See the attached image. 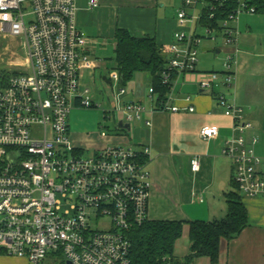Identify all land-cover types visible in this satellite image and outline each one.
<instances>
[{"label":"built area","instance_id":"2783aa9c","mask_svg":"<svg viewBox=\"0 0 264 264\" xmlns=\"http://www.w3.org/2000/svg\"><path fill=\"white\" fill-rule=\"evenodd\" d=\"M256 1L181 0L162 72L170 91L159 110L195 112L190 98L185 108L171 105L175 76L195 72L200 45L215 41L216 33L230 51L223 72L207 74L201 89L234 85L235 25L243 15H256ZM98 3L90 0V8ZM77 11L76 0H0V249L29 264H45L51 255L65 264H131L130 231L149 220L151 149L138 150L120 136L118 144L88 157L72 141V111L100 107L81 84L88 39ZM111 80L116 91L109 113L123 124L141 120L144 107L122 102L126 90L119 88V74ZM217 101L233 120L223 155L235 166L234 182L244 198L264 199V156L255 151L260 140L246 136L253 124L224 94ZM218 135L213 126L200 132L204 141ZM200 167V159L193 158L192 171Z\"/></svg>","mask_w":264,"mask_h":264},{"label":"crops","instance_id":"0c3cea01","mask_svg":"<svg viewBox=\"0 0 264 264\" xmlns=\"http://www.w3.org/2000/svg\"><path fill=\"white\" fill-rule=\"evenodd\" d=\"M89 3L90 0H76L77 22L88 39L86 54L89 59L83 63L81 84L91 91L90 88L96 85L97 72L110 70L108 76L100 78L114 94L116 89L111 76L118 73L114 70L116 32L126 30L137 38L147 36L155 39L167 56L173 34L178 28L177 15L162 19L159 9L164 8V4L161 0H99L98 7L94 9L90 8ZM181 6L182 2L177 12ZM245 17L251 19L243 23L244 26L240 22L235 25L239 31V53L235 67L236 80L231 88L201 89L200 84L207 74L223 72L219 56L224 51L226 54L230 51L227 47V50H213L206 45L201 49L202 44L195 72L176 75L171 92V105L185 108L190 103L195 108L194 113L159 110V96L155 92L150 93L152 77L147 73H137L125 86L121 84L119 76V88L126 90L120 98L122 102L137 103L144 107L145 113L141 120L124 123L130 125V131L120 128L122 119L114 116L116 135L100 136L102 142H97L101 144L88 149H95L94 154L119 143L122 136L133 142L130 138L133 130L137 136L136 149L150 147L148 169L153 187L149 199V221L184 222L183 236L175 247L178 258H184L190 250L188 223L225 218L228 212L227 195L235 190V166L223 155L226 142L233 134V120L225 115V110L218 104V94H224L230 103L244 110L245 119L254 127L246 136L259 138L255 151L259 156H264V15ZM112 54L114 58L109 57ZM95 94V91L93 95L91 93L93 99ZM187 98H190L189 103L186 102ZM98 106L91 108L92 111L102 109L101 105ZM108 113L105 114L106 119ZM71 116L73 122V114ZM146 121H150L152 126L147 127ZM207 126L218 128L219 135L204 141L200 132ZM72 141L83 149L82 140ZM195 157L201 163L198 172L191 169V160ZM243 202L249 213L248 227L231 241L222 242L218 264H264V199L244 198ZM0 264L29 262L4 253L0 255ZM195 264L212 263L209 258L201 257Z\"/></svg>","mask_w":264,"mask_h":264},{"label":"trees","instance_id":"16d2710c","mask_svg":"<svg viewBox=\"0 0 264 264\" xmlns=\"http://www.w3.org/2000/svg\"><path fill=\"white\" fill-rule=\"evenodd\" d=\"M256 7V14L264 15V0H257ZM115 40L114 70L119 73L121 84L125 86L137 73H147L152 77L158 102L165 101L170 90L162 83L167 56L161 46L155 39L147 36L137 38L126 30H118ZM243 199L235 184V190L227 195L225 218L188 223L190 250L184 258L175 254L176 244L183 236L184 222L148 220L142 226L134 227L130 231L131 264H195L201 257L218 264L222 242L231 241L248 227L249 213ZM0 255H4L1 249Z\"/></svg>","mask_w":264,"mask_h":264},{"label":"rangeland","instance_id":"374dc122","mask_svg":"<svg viewBox=\"0 0 264 264\" xmlns=\"http://www.w3.org/2000/svg\"><path fill=\"white\" fill-rule=\"evenodd\" d=\"M163 1L164 4V8H160V17L162 19H167L169 17H173L175 15H177V8L178 6L181 4V0H161V2ZM246 15H243L242 18L240 19V24L243 25V23L247 22L248 20H250L251 18L249 17H245ZM244 27H243V32H244ZM199 33L202 36H205V29L200 28L199 29ZM215 36H217V39L215 41L212 40H204L202 45H201V49H203V47L206 45V47H211L213 48V50L216 49H225L227 50L226 46H225V41L223 39V37L216 33ZM21 55L22 51H20ZM226 53L225 51L223 52V54H221L219 56V62L221 67H222V63H224L225 58H226ZM109 57H113V54ZM1 66L4 64H0ZM224 70V67H223ZM109 71L107 70H101V72H97L96 74V85L95 87H91V93L93 95L94 91L96 92V94L94 95V101L97 105H101L102 109L100 110H93L92 109H86V110H82V111H78V110H73L71 115L73 114V122L71 120L72 116H70V129H71V135H72V139H79L82 140L81 143L83 146L84 154L83 156H92L93 155V151L95 149H92L91 151L88 150L90 148H94L96 146H99L102 142V140H100V135L102 131H105L108 133V135H116V130L115 128L117 127V124L115 123L114 120V115L113 114H109L107 115V119L105 118V114H107L106 112H110L113 109V103H114V97L113 94L110 90V88H108V86L106 85V83L103 82V80L100 78V76H108L109 75ZM94 89V91H93ZM88 136V137H87ZM130 138L132 139L133 142L128 141L126 142L127 144H131L133 147L137 148V145L135 143H137V136L135 134V130H133V132L130 134ZM99 140V142H97ZM118 144V143H116ZM60 198V197H59ZM106 220L102 221V225L103 226H108ZM97 227V224L96 226ZM99 227H101V224H99ZM45 264H65L64 260L62 259H56L53 258L51 255L47 258Z\"/></svg>","mask_w":264,"mask_h":264},{"label":"water","instance_id":"95a60500","mask_svg":"<svg viewBox=\"0 0 264 264\" xmlns=\"http://www.w3.org/2000/svg\"><path fill=\"white\" fill-rule=\"evenodd\" d=\"M119 127L123 128V129H126L127 131H130V125H124L123 122L119 123Z\"/></svg>","mask_w":264,"mask_h":264},{"label":"clouds","instance_id":"9594fccd","mask_svg":"<svg viewBox=\"0 0 264 264\" xmlns=\"http://www.w3.org/2000/svg\"><path fill=\"white\" fill-rule=\"evenodd\" d=\"M4 18L7 19V16H5Z\"/></svg>","mask_w":264,"mask_h":264}]
</instances>
